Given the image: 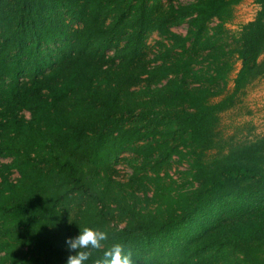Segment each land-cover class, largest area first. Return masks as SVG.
Segmentation results:
<instances>
[{
	"label": "trees",
	"instance_id": "trees-1",
	"mask_svg": "<svg viewBox=\"0 0 264 264\" xmlns=\"http://www.w3.org/2000/svg\"><path fill=\"white\" fill-rule=\"evenodd\" d=\"M240 1L0 0V264H66L84 227L108 233L87 264L116 242L136 264H264V135L216 131L264 77V0L231 33Z\"/></svg>",
	"mask_w": 264,
	"mask_h": 264
},
{
	"label": "rangeland",
	"instance_id": "rangeland-1",
	"mask_svg": "<svg viewBox=\"0 0 264 264\" xmlns=\"http://www.w3.org/2000/svg\"><path fill=\"white\" fill-rule=\"evenodd\" d=\"M195 0H162L163 5L171 3L175 6L194 2ZM257 11V6L254 0H241L239 4L234 7L233 20L226 25V29L233 33L238 30L240 25H243L251 21ZM213 25V22L209 24ZM172 32L184 35L186 25L181 24L180 26L171 29ZM159 40L155 33L150 34L146 39L148 46V54L151 57L156 45L155 42ZM238 63L235 65V71L238 68ZM235 71L230 74L227 90L230 91L232 87V78L234 77ZM216 100V99H214ZM25 118L28 117L27 113H24ZM218 137L222 141L242 142L250 140L257 136L264 135V77L258 79L247 86L244 90L243 95L237 103L231 109L219 114V121L216 129ZM133 155L129 153H123L120 155L119 162L115 165L116 180L124 182L129 174V166L135 163ZM3 163L8 162L7 159L1 160ZM185 163L173 162L169 170V174L172 179L177 182H181V173L187 171ZM17 177L13 173L10 178L14 180ZM121 226V225H119Z\"/></svg>",
	"mask_w": 264,
	"mask_h": 264
},
{
	"label": "clouds",
	"instance_id": "clouds-1",
	"mask_svg": "<svg viewBox=\"0 0 264 264\" xmlns=\"http://www.w3.org/2000/svg\"><path fill=\"white\" fill-rule=\"evenodd\" d=\"M108 240V233L101 229L84 227L76 237L66 240L70 253L66 264H87L92 258L93 250H100ZM92 264H136L131 250H127L122 242L113 243L104 250L102 257H96Z\"/></svg>",
	"mask_w": 264,
	"mask_h": 264
}]
</instances>
